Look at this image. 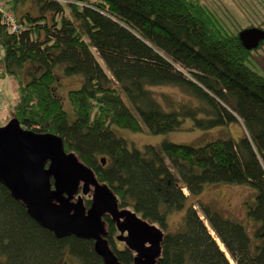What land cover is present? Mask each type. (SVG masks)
<instances>
[{"label":"trees","instance_id":"obj_1","mask_svg":"<svg viewBox=\"0 0 264 264\" xmlns=\"http://www.w3.org/2000/svg\"><path fill=\"white\" fill-rule=\"evenodd\" d=\"M25 1L0 0L21 28L9 32L0 22V78L13 77L17 94L5 122L15 118L24 129L61 137L64 151L107 184L120 207L156 225L163 237L155 264H231L215 238L234 264H264V76L247 64L264 39L247 48L239 38L242 29H264V0H34L36 16L16 13ZM244 4L259 21L234 29L229 10L243 13ZM62 75L82 77L67 92L69 110L58 91ZM236 117L244 128L238 140L199 145L129 149L111 130L142 124L163 133L182 129L185 118L212 129ZM220 182L253 191L249 224L201 202L203 186ZM173 209L184 210V226L168 232ZM102 220L105 227L109 215ZM116 254L133 261L127 248ZM63 257L104 264L91 240L56 237L0 182V264H60Z\"/></svg>","mask_w":264,"mask_h":264},{"label":"water","instance_id":"obj_2","mask_svg":"<svg viewBox=\"0 0 264 264\" xmlns=\"http://www.w3.org/2000/svg\"><path fill=\"white\" fill-rule=\"evenodd\" d=\"M239 38L247 48H253L264 39V31L242 29ZM101 164H105L104 158ZM0 182L24 204L31 218L56 237L92 239L104 264H124L102 237L105 214L127 233L124 242L135 253L129 264H155L159 256L162 231L136 212L119 209L107 184L99 183L73 152H65L63 140L55 134L24 129L15 118L1 125ZM80 189L82 194L91 190L89 207L77 195Z\"/></svg>","mask_w":264,"mask_h":264},{"label":"rangeland","instance_id":"obj_3","mask_svg":"<svg viewBox=\"0 0 264 264\" xmlns=\"http://www.w3.org/2000/svg\"><path fill=\"white\" fill-rule=\"evenodd\" d=\"M224 2L225 5L229 4L233 6V0H224ZM244 7L245 8H242L245 10L243 13L233 10L232 8L229 10L231 20H233L232 26L233 28L235 27L234 29L240 28L241 26L245 27L248 24L250 25V23H256L257 21H259L257 19L258 16L256 14V11L248 10L247 5L245 4ZM18 11H20L19 13L27 11L34 16L38 14L37 6L35 5L34 0H26L21 6H17L16 13ZM45 14L48 15V11L45 12ZM254 53L256 56H249L247 64L264 76V44H262L257 51H254ZM81 82L82 77L80 75H62V78L59 82L58 91L62 95V104L64 109L69 110L70 108L67 101V92L70 89L78 88L81 85ZM158 89L171 92V94H174L175 97L181 96L183 94L182 90L172 85H163L158 87ZM16 98V80L9 75L1 77L0 99L1 105H3V107L2 109H0V125H5L7 123L8 119L6 122L5 119L8 116H11L12 107L16 102ZM236 119L237 123L233 122L229 124H223L212 129L191 127V119L185 118L183 121L182 129L167 131L163 133H152L142 124L141 130L139 131H134L129 128H120L115 125L111 126V130H113L116 136L125 139L127 147L129 149H141L144 145H152L157 147L162 142L199 145L215 137L227 138L230 136L233 139L238 140L240 134L244 131V128L241 125L240 119L237 117ZM234 131L238 133H235ZM182 192L185 195L188 194L187 190L185 189H182ZM200 197L202 203L217 208L218 210H220L223 216L231 220L240 222L244 220L243 224H249L251 222L246 215V210L248 206H252L254 204V194L246 184H233L226 182L207 184L203 186L200 192ZM189 202L190 200L187 203ZM194 208L197 211L199 217L208 227L206 220L201 214L199 206L195 205ZM183 216V209H173L169 211L167 214L168 228L167 230L165 229V231L173 232L181 229L184 226ZM210 233L212 236L214 235L213 232ZM118 246L120 247L121 245ZM63 253H67V248L63 250ZM63 260H65L67 264H80L77 259H74L73 262L72 258H62L60 260V264H65V262L62 263ZM231 263L234 264L233 261Z\"/></svg>","mask_w":264,"mask_h":264},{"label":"flooded vegetation","instance_id":"obj_4","mask_svg":"<svg viewBox=\"0 0 264 264\" xmlns=\"http://www.w3.org/2000/svg\"><path fill=\"white\" fill-rule=\"evenodd\" d=\"M262 31H264V29ZM90 191H88V193H86V194H82V191L80 189L78 191V193H77V195L79 194L82 197L83 202H84V205H86L85 200H87V199L90 200ZM89 205L87 207H89ZM119 209H129V208H125V207H120L119 206ZM105 215H109V214H105ZM109 220L110 221H108V222L105 221V232L102 235V237L107 242L109 248L113 251V253L116 256H117L116 253L118 251H121V250H123L125 248H127L128 250H130L131 252H133L129 247H127L126 243L124 242V238H125V236L127 234L126 231H121L117 227L116 221L113 220L110 215H109ZM89 240H91L92 241V244H94V241L92 239H89ZM118 245H121V246L119 247ZM66 256H68V255H66ZM133 256H134V253H133ZM63 258H65V257H63ZM72 261L74 262V259H72Z\"/></svg>","mask_w":264,"mask_h":264},{"label":"bare ground","instance_id":"obj_5","mask_svg":"<svg viewBox=\"0 0 264 264\" xmlns=\"http://www.w3.org/2000/svg\"><path fill=\"white\" fill-rule=\"evenodd\" d=\"M4 17H6V18H8V19H11V18L7 17L4 13L0 12V22H1V23L7 28V30H8L9 32H17V31H19V30L21 29V28L18 27L17 24H13V23H10L9 21L5 20ZM210 232H212V231L210 230ZM216 240H217V242H218L220 248H221L222 250H224V247H223V245L220 243V241H219L217 238H216ZM224 252H225L227 258H229L227 252H226L225 250H224ZM95 253H96V252H95ZM96 254H97V253H96ZM97 255H98V254H97ZM229 259H230V262H232L231 258H229Z\"/></svg>","mask_w":264,"mask_h":264},{"label":"built area","instance_id":"obj_6","mask_svg":"<svg viewBox=\"0 0 264 264\" xmlns=\"http://www.w3.org/2000/svg\"><path fill=\"white\" fill-rule=\"evenodd\" d=\"M0 12L4 13L7 17L11 18L12 14L11 12H8L5 10V8L3 7V5L0 4ZM5 20L9 21L10 23L15 24V22L12 19H8L6 17H4ZM0 109H1V99H0Z\"/></svg>","mask_w":264,"mask_h":264},{"label":"clouds","instance_id":"obj_7","mask_svg":"<svg viewBox=\"0 0 264 264\" xmlns=\"http://www.w3.org/2000/svg\"><path fill=\"white\" fill-rule=\"evenodd\" d=\"M1 126V125H0ZM208 229H209V227H208ZM213 237H214V235H213ZM215 238V237H214ZM216 239V238H215ZM217 241V240H216ZM219 245V244H218ZM224 252V251H223ZM134 253V252H133ZM225 253V252H224ZM135 254V253H134ZM232 264V263H231Z\"/></svg>","mask_w":264,"mask_h":264}]
</instances>
